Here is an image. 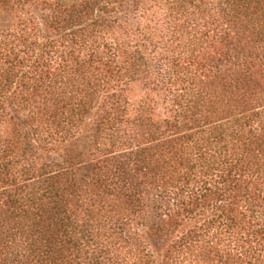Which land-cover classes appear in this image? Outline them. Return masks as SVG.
I'll list each match as a JSON object with an SVG mask.
<instances>
[{
    "label": "trees",
    "instance_id": "16d2710c",
    "mask_svg": "<svg viewBox=\"0 0 264 264\" xmlns=\"http://www.w3.org/2000/svg\"><path fill=\"white\" fill-rule=\"evenodd\" d=\"M151 211L133 264H264V0H0V264Z\"/></svg>",
    "mask_w": 264,
    "mask_h": 264
},
{
    "label": "rangeland",
    "instance_id": "374dc122",
    "mask_svg": "<svg viewBox=\"0 0 264 264\" xmlns=\"http://www.w3.org/2000/svg\"><path fill=\"white\" fill-rule=\"evenodd\" d=\"M146 91L141 83L132 82L128 86V98L129 101L133 104L137 103L139 100H142ZM96 111V110H95ZM95 111L87 120V126L84 129L85 134L89 136L91 133L92 125L94 119L96 118ZM89 170L78 166L77 167V179L80 182L81 178H84L88 175ZM86 178V177H85ZM148 213V212H147ZM155 213L151 211L150 219L144 223L139 219L129 220L128 224L125 225L122 235L118 226L112 225L105 233L106 235L100 236L98 243L95 240H91L88 243L87 254L83 256L84 264H133L135 259L134 249L135 247V237L138 236L142 243L145 246L149 247L153 251L155 258L160 261L162 258L161 243H158L149 231V225L151 224V218H155ZM147 216V214H146ZM94 221H91L95 226L102 224L105 221V217L101 218L94 215ZM97 224V225H96ZM104 230L100 227V233H103ZM116 256V257H115ZM116 258V260H115ZM110 259V260H109ZM115 260V262H114Z\"/></svg>",
    "mask_w": 264,
    "mask_h": 264
}]
</instances>
